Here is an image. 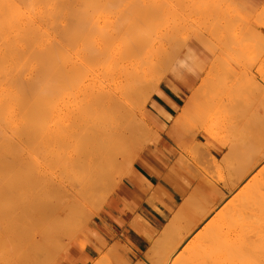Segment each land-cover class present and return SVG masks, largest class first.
I'll list each match as a JSON object with an SVG mask.
<instances>
[{
    "label": "rangeland",
    "instance_id": "374dc122",
    "mask_svg": "<svg viewBox=\"0 0 264 264\" xmlns=\"http://www.w3.org/2000/svg\"><path fill=\"white\" fill-rule=\"evenodd\" d=\"M96 1L100 7L104 4L103 7L109 5L108 7L111 6V9L112 6L115 8L114 4L116 6V2H119V0H113V2L111 0H104V2H106L102 4L103 0L101 3L98 0ZM96 1L94 0V4H96ZM107 1L109 2L106 5ZM135 1L123 0L121 2L120 0V3L121 5L128 4L129 7L134 6L132 7L133 11L136 5L132 4H140L139 7H142L141 4H145L144 7H147L149 3V0ZM145 2L148 3L146 4ZM155 2V5H158L157 3L160 2L161 7L164 8L162 10L158 5L162 12L160 11V14L156 12L157 15L159 14L158 17L163 15V19H161L162 17L157 19L158 17H156L157 15H154V13L152 15V18L153 16L156 17V19L164 25V27L163 25L161 27V24L159 28L156 27L158 31L156 34L158 35L155 40L158 47L156 46L154 49L150 48L149 50L151 51L148 50V56L146 55L148 58L146 59L145 57V61L148 60L145 64L146 71L144 72L141 70V77L139 80L135 81L132 78H128L125 81V83L129 85L136 83L139 87V91H137V93H132L130 91L129 94L131 96L128 97V101L125 100V104L121 105L101 107L99 105L100 102L97 101V108L94 110L96 119V125L94 126V160H107L111 163L107 166V170L103 169V174L100 173L101 176L98 182L103 180V182L99 183L101 188H94V161L93 172H91L90 175L86 177L82 176V166H87L88 164L86 162L82 165H73L72 167L74 170L70 173L75 174L80 172L77 177L68 179L65 176L63 179L64 182L57 181L54 182V184L51 183V186L41 184L39 180L42 178L36 175L37 170L33 162H27L23 159H17L16 162L14 160L13 163L11 161L12 170L10 171H12L13 174L8 172L11 175L7 173V176L5 172L0 175V190L5 191V193L1 194L0 217L2 221H10V224L7 225V233L11 231L13 244L9 254L6 251L3 253L5 256L8 254L7 257L10 261L6 260V262H4V258L6 257L3 255L1 257H4V261L1 263L7 264L8 261L11 264H146L144 256L150 258L152 263V261L157 259L158 254L160 256V253L171 245L172 240L178 236L176 235L178 234L177 232L183 231L182 229L189 225L192 218L197 215L196 213L198 210L200 211L210 205L213 199L218 200L221 196L223 197H221L215 208L213 207L211 214H209L195 229L193 232L194 234L189 236V239L186 241L187 244L193 236L200 232V229L202 230L206 223H209L214 217V214L219 211L218 209L222 208L224 203H228L233 197L236 198L237 195H235V192L240 193L248 183L250 174L245 176L240 184H237L235 187L230 182L235 183L242 175V170L236 171L237 168H235V166L241 168L243 165L239 160H241V158L244 160L245 155L248 154L247 150L251 149V145L253 146L252 143L255 144V141L257 143V137H264V134H262L264 133V127H261L264 124V43H262V45L260 41L262 40L263 42L264 38V0H173V2L171 0H158L157 2L156 0ZM120 3H118V6ZM137 7L138 5L136 9H138ZM141 7L139 8L140 11L143 9H141ZM151 7L148 6L147 10ZM154 9L157 10L156 8ZM154 9L152 8L153 11H155ZM261 10L263 12H261ZM129 11L132 12V10ZM108 12H112V10ZM136 12L137 13H132L138 14V11ZM259 13L260 15H257ZM261 13H263V15H261ZM143 14H145V11ZM158 25L159 24H157V26ZM238 25H240V27ZM199 29L200 31L205 29L212 35L214 33H211L212 30L220 34L214 33L216 38L210 36L208 33L207 35L210 37L205 35L203 36L204 38H197ZM255 29L256 31L258 30L257 33L253 31ZM246 30H249V32ZM233 32H236L235 34L240 33L241 37L239 39L241 40V44L243 42L244 49L247 44L248 47L253 46L254 48V44L256 47L254 51L250 49L252 50V54L248 51V48L247 51L245 50L244 54V49L241 47L242 45H238L236 48L237 50L233 56H240L241 53L244 54V57L247 56L243 59L245 62L242 61V59L240 62H244L243 64L241 63L242 65L247 62L248 64H246L248 67L250 64L249 62H251V68L249 67L251 71L247 68V70H249L247 72H250L249 75H247L248 73L246 72V75L243 73L241 74L243 76L239 74L241 79L240 83L243 88L240 87L239 78H237L239 76L237 75L235 79L236 82L239 83L238 86L240 89H236V91H239L238 94L240 93V95L235 93L238 98L232 101L229 100L230 102L228 103L227 96H224L227 94L224 93L222 89L216 91L219 85H224L223 82L229 79V74L225 75L224 68L220 65L227 62L226 55L222 54L224 62L221 61L222 63H217L220 67L216 66V69L213 68L214 71L217 69L220 70L221 68L220 73H222L219 74L218 70V73L215 72L212 74V70L210 72V77L212 76L213 78H210L211 81L207 83L204 82V77L206 78L204 75L205 73L199 69H197L198 74L194 77V71L192 70L194 64L192 59H197L200 55L203 61L200 57V59L198 58L199 60L197 59L198 61L201 60V63H204V61L205 63H209L211 60L207 56V52L213 51L216 47L218 48L215 50H220L219 48L228 45L227 43L230 41H224L226 40L225 36L231 33L234 35ZM224 34L225 36L223 37ZM247 40L248 43H246ZM225 42L227 43L225 44ZM221 43L225 46L223 44L222 46ZM231 43L229 45H231ZM212 44H215V46L220 45L221 47H215ZM208 46L211 49L212 46L214 47L212 50H203ZM164 47H166L165 49L167 50H165ZM240 50L243 51L240 52ZM193 51L198 53V56L196 55L197 58ZM188 52H190V55ZM201 52H203L202 55ZM230 52H234L233 48ZM241 56L243 57V55ZM221 76L223 78H221ZM108 82L111 81L109 80ZM214 84L219 85L216 86ZM95 85H98V83ZM162 86L168 88V91L172 90L180 97V105L177 107L173 116L167 115L164 111L160 112L154 105L156 94L162 92ZM194 87L195 89L196 87L199 89L198 94L200 95L197 102L191 105L189 99ZM242 89L243 91H241ZM221 90L222 92H220ZM223 93L224 95H222ZM257 94H262V96H258ZM203 95H205V98ZM259 97H261V100ZM256 98H259V100H256ZM201 100L204 103L209 101V105L207 104L203 108L200 104ZM214 100L215 102H213ZM200 110H203V112L206 110L207 115L202 116ZM179 112L180 116L182 115L181 113H184L182 116L184 117L183 120L182 117L180 118V116H178ZM239 114L240 116H238ZM245 114L246 116L244 117ZM254 116L256 117L254 118ZM246 117L247 120L245 122ZM198 120L200 122H198ZM250 121L252 125L247 126L251 124ZM177 124L180 127H178ZM244 125L247 130L244 128ZM257 126L262 129V133L259 132ZM173 129L175 131H173ZM254 129L257 131H254ZM170 130H172V132ZM255 134L256 138H254ZM244 138L247 141H245ZM244 144H246V146H244ZM247 144L249 146H247ZM113 156L121 159L118 161L116 158L112 160ZM204 158L205 160L207 159L206 162ZM83 160L89 161V159L85 158ZM235 162H237V164ZM12 164L16 166V168H13ZM26 165H30L28 169H25L27 168ZM23 167L24 169H22ZM136 169L143 171L154 180L158 178L162 180L168 178L171 180L173 188L178 190L179 194L176 196V204L173 207H168V215L165 216L157 228L150 226L148 221L141 216L137 205L123 196L122 188L125 186L124 181L126 182L128 179L138 191L139 188L142 190L153 188L152 183L147 181ZM27 170L30 174L26 173ZM31 172H33V174H31ZM104 174L107 175L108 179ZM2 178L3 180L1 181ZM116 179L118 184L116 183ZM231 179H233V181ZM2 185L4 186L2 187ZM98 195L101 196L98 197ZM101 198L103 199L101 200ZM13 200L18 201V208H9L13 205ZM3 208H5L4 211ZM8 216H16V218L13 220V218H8ZM0 223L1 225L5 224L1 221ZM137 223L152 230L151 240L137 231ZM2 232L3 235L6 233L4 230H2ZM33 233L38 234L40 236L39 239L34 238ZM137 233L143 238H140V236L138 237ZM50 240L54 243H51L52 241ZM139 240H141V242ZM48 241H50L49 244H52L51 246H48ZM56 242L58 244L60 243L59 245H61L62 248ZM186 242H184V246L187 245ZM48 247L52 248L49 249ZM53 247L57 248L56 252ZM47 248L50 250L51 254ZM46 251L48 252L46 253ZM87 252L91 253L92 258L87 259L85 257ZM2 258H0V261Z\"/></svg>",
    "mask_w": 264,
    "mask_h": 264
},
{
    "label": "bare ground",
    "instance_id": "6f19581e",
    "mask_svg": "<svg viewBox=\"0 0 264 264\" xmlns=\"http://www.w3.org/2000/svg\"><path fill=\"white\" fill-rule=\"evenodd\" d=\"M98 1L100 3L102 2V0ZM111 1L113 2V0ZM122 1L123 0H121V2ZM155 1L156 0H149V3L145 2L146 4L148 3L147 7L152 6L151 8H148L149 11L147 10V7H144L145 4H141L142 7H140L147 11L143 9L140 11V4L134 3L132 5H138V9H136L135 6L133 11L132 7L134 6H131V3L129 4L131 7H129L128 4L121 5L120 0L119 2H116V6L114 4L115 8L112 6V9L110 8L111 6L108 7L109 5H107L109 1L106 3L108 8L103 7V3L106 2H104V0L102 2V7L97 4V1L96 4H94V0H0V175L5 172V174L8 172L12 173V171H10L12 170L11 161L13 163L14 160L16 162L17 159H23L35 164L37 170L36 175L42 178L39 180L41 184L51 186V183L54 184V182L57 181L64 182L63 179L65 176L68 179L77 177L80 172L75 174L70 173L74 170L72 167L73 165H82L86 162L88 165L82 166V176L86 177L90 175L91 172H93L94 161V188L97 189L100 187L99 183L103 182V180L98 182V179L101 174H103V169H108L107 166L111 163L107 160H94V126L96 125L94 110L97 108V101L100 102L99 105L101 107H108V105H121L125 104V100L128 101V97L131 96L129 94L130 91L132 93H137V91H139V87L136 83L129 85L128 83H125V81L128 78H132L135 81L139 80L141 77V70L144 72L146 71L145 64L148 60L145 61V57L146 59L148 58V53L151 51L149 49H154L157 46L155 39L158 34L156 33H158L157 28H159L161 24L157 19H160L163 15L158 17L161 11V1L158 2L157 0V4L160 7L155 5ZM171 1L173 2V0ZM118 3H120L119 6ZM152 8H158L157 10L159 11L155 9V11H153ZM163 9L164 8H162V10ZM111 10L112 12H108ZM129 10H132V12L135 13L138 11V14L132 13ZM144 11L145 14H143ZM156 12L159 14L157 15ZM261 12L263 11L261 10ZM153 13L154 15H157V19L154 16L152 18ZM263 13H261V15H263ZM257 15H260V13ZM147 19L150 20L148 21ZM161 19H163V17ZM157 24L159 25L157 26ZM162 25L163 23L161 24V27ZM238 26L240 27V25ZM199 31L200 29L197 32V38H202L205 35L213 37L215 34L219 33L212 30L211 33H215L212 35L205 29ZM246 31L249 32V30ZM253 31L257 33L258 30L256 31L255 29ZM207 33L209 35H207ZM235 33L236 32H233L234 35L231 33L227 34L228 36H225V31L223 37L225 36L226 40L224 41L230 42H225V44H228L226 46L223 44L224 42L221 43V45L223 44L225 47L216 45L221 47L219 48L220 50H215L218 47H216L215 44H212L216 48L213 51L207 52V56L211 60L209 63H205V61L204 63H201L203 58L202 56L200 57V55L199 57L202 61H198L200 58H197L198 53L195 51H193V53L195 52V56L197 55L196 58L198 60L190 56L193 58L192 61L194 67L192 70L194 71V77L198 74L197 69H199L205 73L204 75L206 78L204 77V82L207 83L211 81L210 78H213L212 76L210 77V72L213 70L211 72L213 74L219 70L217 69L214 71L213 69L216 66L220 67L217 63L224 62L222 54L226 55L227 62L220 65L224 68L225 75H230H228L229 79H226L225 82H223L224 85L218 84L220 87L216 84L214 85L218 86L216 91L222 89L224 93L227 94L224 95L223 93L222 95L227 96L228 103L230 102L229 100L232 101L233 99L238 98L236 97L237 95H240V93L238 94L239 91H236V89H240L238 86L241 81L239 74L241 75L242 73L245 74V72L248 73L247 71L249 70L251 71V69H249V67L251 68V62H249V67L247 66V62V64L245 63L246 65L244 64L247 67L242 65L245 62L243 59L247 57H244L245 50L247 51L248 48V51L251 53L256 47L254 44L253 48L249 43L251 47H248L247 44L244 49V44L243 42L241 44V40L239 39L241 37L240 33ZM214 37L216 38V36ZM260 41L261 44L264 43V38L263 42L262 40ZM230 43L231 45H229ZM246 43H248V40ZM238 45H242L241 47L244 49V51L240 50V52H244V54L241 53L244 58L241 55L236 56V54V57L233 56ZM214 46H212V49ZM165 48L166 47H164V49ZM232 48L234 52H230ZM207 49L212 50L209 46L203 50L207 51ZM190 52H188V54ZM202 54L203 52H201V55ZM237 58L240 59L238 60ZM241 59L244 62H240ZM247 68L249 70H247ZM220 70L218 71L219 74L222 73H220ZM249 73L247 75H249ZM237 75L239 77H237ZM236 77L239 78V80L237 79L239 83L236 82ZM221 78L223 77L221 76ZM109 80L111 82H108ZM96 83H98V85H95ZM240 85V87L243 88L241 83ZM222 90L220 92H222ZM198 91L199 89H197V87L195 89L194 87L189 99L191 105L199 99L200 94H198ZM241 91H243V89ZM235 93H237V95ZM204 96L205 95H203V97ZM260 96H262V94ZM259 98L261 100V97ZM259 98H256V100H259ZM202 100L200 104L204 108L209 101L206 100L208 102L204 103ZM213 102H215V100ZM200 111L202 116L207 115L206 110L204 112L203 110ZM181 114L182 115L180 116L179 112L178 116H180V118L184 113ZM238 116H240V114ZM255 117L256 116H254V118ZM183 118L184 117H182V120ZM246 120L247 117L245 122ZM198 122L200 121L198 120ZM178 124L177 126L180 127ZM250 125H252V122L247 126ZM263 125L261 127H264ZM257 127L259 128V132L262 133V129H260L259 126ZM170 131L172 132V130ZM173 131L175 130L173 129ZM254 131L257 130L254 129ZM254 138H256V134ZM257 139V143L256 141L255 144L252 143L253 146L251 145V149L247 150L248 154L244 157L245 161L242 158L241 160L243 161L239 160L243 164L241 168L238 165V167L235 166V168H237L236 171L240 169L242 170V175L238 180L235 179V183L230 182L235 187L237 184H240L245 176L250 174V179L244 189L242 190L241 188L242 191L240 193L235 192V195H237L236 198L232 195L233 199H231V197V200L228 203L225 202L226 204L224 203L223 207L221 206L222 208L218 209L219 211L214 214V217L209 223H206L205 226L202 225V230L197 229L200 232L193 236L187 244L186 241L189 239V236L194 234L193 232L199 224L211 214L213 207L215 208L222 196L220 199L218 198V200L213 199L210 205L200 211L198 210L196 213L197 215L192 218L189 225L187 223L188 226L182 229L183 231L180 230L181 232H179L177 230L178 234L176 235L178 236L172 240L171 245L167 247L165 251H161L162 253H160V256L159 254L157 255L156 262L152 261L151 263V259L144 256L146 264H264V137H257ZM245 141L247 140L245 139ZM244 146H246V144H244ZM247 146L249 145L247 144ZM84 158L89 159V161L87 162L83 160ZM115 158L117 161L121 159L113 156L112 160ZM206 161L207 159L205 162ZM237 162L235 163L237 164ZM28 166L26 165L27 168L25 169H28ZM14 167L16 168V166L13 165V168ZM22 169H24V167ZM10 173L8 174L11 175ZM26 173L30 174L28 170ZM31 174H33V172H31ZM233 179L231 180L233 181ZM2 180L3 178L1 181ZM116 183L118 184L117 179ZM3 186L4 185H2V187ZM3 193H5V191L0 190V201L2 199L1 194ZM100 196L98 195V197ZM103 198H101V200ZM9 208H18V201L13 200V205ZM4 210L5 208H3V211ZM8 218H13L14 220L16 216H8ZM0 221L5 223L3 225L0 223V258H2L1 256L4 255L3 253L5 251L9 254L13 240L11 231L7 233V225L10 224V221H2L1 217ZM136 229L147 239H152V230L150 228H146L142 224L137 223ZM2 230L6 232L4 235ZM33 237L39 239L40 236L33 233ZM50 241H48V244ZM184 242H186V246L183 245ZM51 243L54 242L52 241ZM51 245L52 244H49L48 246ZM48 248L47 250L50 252L49 249L52 247ZM54 249L56 252L57 248ZM48 251H46V253ZM7 256L4 255V257H6H3L5 261L2 258L0 263L9 260ZM7 264L11 263L7 261Z\"/></svg>",
    "mask_w": 264,
    "mask_h": 264
},
{
    "label": "crops",
    "instance_id": "0c3cea01",
    "mask_svg": "<svg viewBox=\"0 0 264 264\" xmlns=\"http://www.w3.org/2000/svg\"><path fill=\"white\" fill-rule=\"evenodd\" d=\"M161 91L163 94L161 92L156 94L154 105L160 112L164 111L167 115L173 116L180 105V97L172 90H169V92L168 88L163 86ZM136 170L152 183L153 188H148L147 190L139 188L138 191L128 179L126 182L124 181L123 196L137 205L141 216L148 221L150 226L157 228L165 216L168 215V207H173L176 204V196L179 194L178 190L173 188V184L168 178L154 180L143 171ZM137 234L138 237L143 238L139 233ZM139 241L141 242V240ZM85 257L89 259L92 258V255L87 252Z\"/></svg>",
    "mask_w": 264,
    "mask_h": 264
}]
</instances>
